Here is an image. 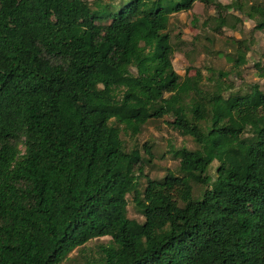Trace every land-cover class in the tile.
Listing matches in <instances>:
<instances>
[{
  "label": "trees",
  "instance_id": "1",
  "mask_svg": "<svg viewBox=\"0 0 264 264\" xmlns=\"http://www.w3.org/2000/svg\"><path fill=\"white\" fill-rule=\"evenodd\" d=\"M196 3L217 34L243 23L232 10L264 31V4L241 0H0V264H62L103 237L88 264H264V82L226 96L224 72L206 90L174 70L171 17ZM165 117L198 148H171L178 173L142 193L151 147L128 151L119 126Z\"/></svg>",
  "mask_w": 264,
  "mask_h": 264
},
{
  "label": "rangeland",
  "instance_id": "2",
  "mask_svg": "<svg viewBox=\"0 0 264 264\" xmlns=\"http://www.w3.org/2000/svg\"><path fill=\"white\" fill-rule=\"evenodd\" d=\"M113 2L115 6L122 5L127 0H104ZM222 4H230L233 0H218ZM240 1V0H239ZM94 6L95 0H88ZM247 4H264V0H241ZM243 23L238 25L237 30L224 28L219 34L214 31L217 16L214 5L196 3L192 10L181 12L171 17L169 33L175 50L172 58L174 70L181 75L195 76L196 70L200 69L204 76L203 87L206 90L215 89V81H209L211 76L208 68L222 71L227 77L221 80L224 86H233V89L225 90L229 93L246 94L255 85L261 86L264 82V31H254L256 23L247 18L239 11H230ZM208 24L206 25V23ZM236 40H245L250 46L246 54L247 65L241 68L234 67L228 61V56L237 55ZM257 64L259 67H257ZM172 118L165 117L161 120H151L142 127L141 133L136 137L124 133L121 129V138L128 151L138 150L143 157L148 159L144 146L151 147L153 159L145 162V175L139 178V190L143 193L147 185V177L153 180L162 179L168 171L178 173L179 161L173 156L171 148L180 149L186 147L194 150L198 148L191 137H184L173 130L168 122ZM219 163L214 162L209 170V175L215 179ZM147 176V177H146ZM195 197L200 198L205 188L196 186ZM134 194L127 195L128 217L140 223L144 222L143 215L139 212L134 201ZM109 237L91 240L84 247L73 251L62 264H88L93 258H98V251L102 246L110 243Z\"/></svg>",
  "mask_w": 264,
  "mask_h": 264
}]
</instances>
